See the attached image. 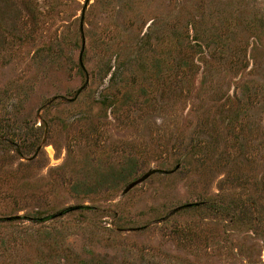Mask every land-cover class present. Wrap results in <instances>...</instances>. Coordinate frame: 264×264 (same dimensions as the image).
I'll return each mask as SVG.
<instances>
[{
    "label": "rangeland",
    "instance_id": "rangeland-1",
    "mask_svg": "<svg viewBox=\"0 0 264 264\" xmlns=\"http://www.w3.org/2000/svg\"><path fill=\"white\" fill-rule=\"evenodd\" d=\"M85 6L0 0V264H264V0Z\"/></svg>",
    "mask_w": 264,
    "mask_h": 264
},
{
    "label": "trees",
    "instance_id": "trees-1",
    "mask_svg": "<svg viewBox=\"0 0 264 264\" xmlns=\"http://www.w3.org/2000/svg\"><path fill=\"white\" fill-rule=\"evenodd\" d=\"M0 145L3 147V150L5 151V152H11L12 150H11V148L12 147H14V151L16 152V153H19V148H18V146L17 145H15L13 142H10V141H8V140H4V139H2V138H0ZM129 175V173H123L122 174V176L119 174V177H123L124 179L127 177ZM202 208V206H198V205H192L191 206V209H201ZM210 209H215V208H210ZM73 211H76V210H70L69 212H73ZM68 212V213H69Z\"/></svg>",
    "mask_w": 264,
    "mask_h": 264
},
{
    "label": "water",
    "instance_id": "water-1",
    "mask_svg": "<svg viewBox=\"0 0 264 264\" xmlns=\"http://www.w3.org/2000/svg\"><path fill=\"white\" fill-rule=\"evenodd\" d=\"M90 0H86V6L87 4L89 3ZM86 6L85 8L83 9V12H82V23H81V32L83 31V19H84V13H85V10H86ZM80 64H81V67L84 69V65H83V62H82V57H80ZM159 171L158 170H151L150 172H148L147 174H145L142 178V181L143 180H147L149 177H151L152 175L158 173ZM138 182H135L134 184H132L129 189H131L132 187H134L135 185H137Z\"/></svg>",
    "mask_w": 264,
    "mask_h": 264
}]
</instances>
